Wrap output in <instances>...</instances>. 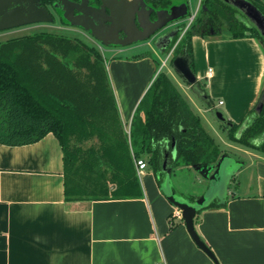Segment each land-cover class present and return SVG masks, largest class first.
Wrapping results in <instances>:
<instances>
[{
  "label": "crops",
  "instance_id": "obj_1",
  "mask_svg": "<svg viewBox=\"0 0 264 264\" xmlns=\"http://www.w3.org/2000/svg\"><path fill=\"white\" fill-rule=\"evenodd\" d=\"M171 4L186 5L187 10L185 16L169 22L168 29L184 26L191 17L188 2L171 0ZM178 44L169 52L173 53L170 59ZM134 48L108 49L116 59L111 72L127 132L158 75L151 55L118 58ZM155 49V55L163 53ZM192 56L194 74L212 107L203 102L206 109L200 108L190 95L191 87L174 69L166 74L190 108L208 110L215 119L213 111H220L233 124L247 127L258 115L264 93L263 43L250 37L234 39L227 32L194 36ZM205 131L221 148L214 134ZM173 142L165 145L170 157ZM227 145L243 154L233 157L222 151L238 160L240 169L224 200L216 199L215 204L223 207L199 212L195 229L217 264H264V154L232 141ZM141 159L148 164L146 156ZM135 170L141 188L137 197L67 200L64 153L53 134L24 146L0 144V264H216L192 239L183 219L175 216L178 209L150 166L140 175L136 164ZM183 170L192 181L201 178L192 166L174 168L171 179Z\"/></svg>",
  "mask_w": 264,
  "mask_h": 264
},
{
  "label": "trees",
  "instance_id": "obj_2",
  "mask_svg": "<svg viewBox=\"0 0 264 264\" xmlns=\"http://www.w3.org/2000/svg\"><path fill=\"white\" fill-rule=\"evenodd\" d=\"M150 1L171 4V0ZM248 1L264 15V0ZM201 6V17L180 40L172 62L187 53L194 73L192 38L220 35L224 26L234 39L256 38L264 45L259 31L224 1L202 0ZM201 89L212 107L213 101ZM229 123L230 129L222 128L232 142L264 154V109L240 136L243 123ZM48 134L63 149L67 200L139 196L136 160L148 157L160 184L165 145L173 140L177 151L173 169L213 165L223 155L162 72L137 107L128 133L101 52L78 38L42 31L0 44V144L24 146ZM87 143L91 144L87 147ZM218 207L223 205L209 208Z\"/></svg>",
  "mask_w": 264,
  "mask_h": 264
},
{
  "label": "water",
  "instance_id": "obj_3",
  "mask_svg": "<svg viewBox=\"0 0 264 264\" xmlns=\"http://www.w3.org/2000/svg\"><path fill=\"white\" fill-rule=\"evenodd\" d=\"M89 0H82V4L88 2ZM103 3L104 7H107L110 12L112 13V17H108L109 23L119 24L121 27L129 26L133 24H138L139 29L135 35L128 34L125 38H121L118 40H110L103 36V34L98 33V29L94 26L93 22L88 18H84L83 22L78 18V20L73 21L72 17L68 16L70 9L69 1L65 2V10L66 18L69 19L72 24L85 28L89 34L94 36L97 40L101 43L108 45V46H115V47H122V46H129L133 45L142 40H148L150 38L156 37V31L159 28H162L164 25L168 24L169 22L175 21L180 17L186 15L187 7L183 5L182 8L184 9L182 14L177 12L179 7H173L170 12H166L168 16L162 24L157 22L156 24L149 21L150 26L148 24H143L141 17H140V10L146 7L145 0H100ZM226 4L230 5L231 7L235 8L243 19L249 22L253 27H255L263 41H264V15L262 12L253 5L248 0H222ZM24 0H0V32L12 30L24 26L34 25V24H51L54 22V18L51 16L49 11L44 8L29 7V9L22 8V4ZM14 5H18L15 9L9 11V8L13 7ZM81 6L79 4L76 7ZM161 21V20H159ZM141 32V33H138ZM174 38V34H165L160 37H157L155 46L160 52H164L165 49L171 44ZM191 57L185 53L178 55L174 61L172 62L173 69L182 77L184 82L189 85L192 91L207 105H209V99L206 94L201 89L200 84L197 81V78L193 71L191 70ZM264 109V93L262 95L261 101L259 102L256 112L258 115L262 113ZM216 119L221 123V125L227 129H230L232 125L229 121L225 118V116L220 111H213ZM246 127L243 125L238 132V136L242 133V131ZM177 151H176V141L173 142V151L172 157H170L168 148L166 149L164 160L162 163V177H161V187L163 190V184L166 182L169 186L173 189V196L177 194L172 182H171V173L173 171L172 161L176 160ZM232 160L230 157L226 155H222L219 161L215 165H207V164H199L193 166L196 171H198L203 178L214 180L217 176L226 177L232 179L235 175L236 171L229 165V161ZM167 199L181 212L182 219L186 225V228L191 235L192 239L198 245L200 249H202L215 263L217 261L211 252V250L205 245V243L199 237L196 229H195V218L199 212L202 210L209 208L212 204L221 202L220 196H214L213 200L205 206L196 207L194 202H189L186 199L176 200L172 195H168L164 190ZM219 199L220 201H216ZM222 204V203H220Z\"/></svg>",
  "mask_w": 264,
  "mask_h": 264
},
{
  "label": "rangeland",
  "instance_id": "obj_4",
  "mask_svg": "<svg viewBox=\"0 0 264 264\" xmlns=\"http://www.w3.org/2000/svg\"><path fill=\"white\" fill-rule=\"evenodd\" d=\"M184 1L188 2V4H189L191 16L196 14V17H201L202 10H203L202 6L200 7L198 12H195L197 10V5L199 3V0H178L179 3L184 2ZM188 23H189V21L187 20L184 23V26H182L183 31H182L180 38L178 39L177 42H180L181 38L187 32ZM169 30H171V29H168V32H169ZM42 31L57 34V35H62V36L69 37V38H78V39L82 40L83 42H85L86 44L97 48L101 52V54L103 55V57L105 59V65H106L107 72H108V75L110 78L111 86L114 90V94L116 97L115 91H116L117 85L115 84V81L113 79L112 72H111L112 68H113V64H114L116 59L114 60L115 55L108 51V49H110V48L105 47L102 44L95 42L93 39L89 38L88 36H86L82 33H79V32H76V31H73V30H70V29L63 27L59 21H56L55 23H51V24H49V23H47V24H34V25L24 26V27L12 29V30L2 31V32H0V43L5 42V41L10 40V39L32 35L35 33L42 32ZM222 32L229 33L226 26H224L222 28ZM155 40L152 39L150 41V43L137 45L136 48H134L133 50L127 51V52H125L121 55H117V56H118V58L133 60V58L137 57V56L144 57L145 55H151V57L157 63L156 65H157L158 74L161 72L164 74H167L169 70H173V67H172V60L173 59H170L166 65V67H164V68H162V63L167 58V55L172 50V48L175 46V44L172 42L171 45L163 53H161L160 56H157V55H155V50H156L155 49L156 48ZM114 49L117 50L119 48H114ZM174 49L175 48H173L172 51H174ZM159 57H160V59H159ZM119 88H120L119 92L122 95L124 88H123V85H121V83H120ZM190 95H193L192 97H194L196 103L200 106V108H202L203 110L206 109V105L203 103L204 102L203 100L197 98V96H195L194 93L190 94ZM191 108L192 109L194 108L193 109L194 111L196 110L195 112L197 115H199V118L201 120L203 127L208 132H210L212 135L214 134L213 136L216 138L218 144L221 147L220 148L221 152L223 151L224 153L232 154L233 157L243 156V154H241L240 152H238L236 150H233V148H231L229 145H227L229 143V141H231L229 138L228 132L222 128V126L219 124V122L214 118V116L208 110L206 113H204L202 110H199L198 108H195L193 106ZM130 126H129L128 133H130ZM90 144L91 143H87V147ZM147 160H148V157H147ZM229 162H230L229 165L233 168L234 171L237 172L240 169L239 161L236 160L235 158H233ZM181 167H184V166H181ZM191 173L196 174L193 172H191ZM197 173L200 174L198 171H197ZM186 174H188V173L185 172V170H183L181 173H175L176 176L173 173V175H174V176H172L173 180L171 179L172 184H173V181H175V183L179 181V183H176V184H178L177 186H179V189H178V187L176 189L178 190L177 192L180 191L181 193L184 194V196L181 195L180 192L177 193L175 196H173L172 195L173 189L166 182L163 184V190L168 195H172L176 200H181L183 198V199L188 200L189 202H194L192 204H194L196 207H202V206L208 205L213 200L214 196L219 195L221 200H224V198L222 196H224L226 194L227 187L232 182V179L226 178L225 176L221 177V178H220V176H217V178H215L214 180H210V178L209 179L203 178V176L201 174H200V177L203 178L204 180L199 178L198 180L192 181L189 179V174H188V176H186ZM196 176H197V174H196ZM187 179H189V181H187ZM176 184H175L174 188L176 187Z\"/></svg>",
  "mask_w": 264,
  "mask_h": 264
},
{
  "label": "flooded vegetation",
  "instance_id": "obj_5",
  "mask_svg": "<svg viewBox=\"0 0 264 264\" xmlns=\"http://www.w3.org/2000/svg\"><path fill=\"white\" fill-rule=\"evenodd\" d=\"M64 1L70 2V6L68 7V9H70V12L68 13V16L72 17L73 21H76L78 20V18H81L79 20L83 22V20H85L84 19L85 17L86 18L89 17V19L93 22L94 26L98 29V33L103 34V36L107 39L115 41L121 38H125L128 34L135 35V33H137V31L140 29L138 24L121 27V25L119 24L109 23L108 17H112V13L107 7L103 6V3L100 0H89L88 2L84 4H82V0H24V3L22 4L21 7L26 8V9H29V7H32V6L35 7L36 9L44 7L49 11L51 16L54 18L53 23H55L56 21H59L63 27L79 32V33H82L88 36L89 38L93 39L95 42L102 44L103 46L108 47L110 49L132 47V46H137L140 44H147L152 39L155 40V38L157 39V37H160L167 33L175 34L173 41H172L174 42L176 35L178 34V32H180V30H182V25L181 26L179 25L169 30L168 32V27L171 25L170 23H168L156 31L157 36L154 38H150L148 40H142V41H139L129 46H122V47L108 46V45L101 43L94 36L89 34V32L85 28L72 24V22H70L69 19L66 18L67 11L65 10L66 5ZM145 3H146V7L141 9L139 12L142 23L145 25L148 24L149 21L154 24H156L157 22H160L162 24V22L168 19L166 12H170L171 9L175 7L172 4H169L167 6H164L161 4L156 5V4H153L150 0H145ZM79 4H81V6L76 7ZM182 6L183 5H181L177 9V12L179 14H182L184 11ZM16 7H19V6L14 5L13 7L9 8V11L15 9ZM153 25L151 24L150 26H153ZM138 33H141V32H138ZM155 43H156V40H155Z\"/></svg>",
  "mask_w": 264,
  "mask_h": 264
},
{
  "label": "built area",
  "instance_id": "obj_6",
  "mask_svg": "<svg viewBox=\"0 0 264 264\" xmlns=\"http://www.w3.org/2000/svg\"><path fill=\"white\" fill-rule=\"evenodd\" d=\"M130 1H132V0H130ZM201 1H202V0H199V6H198V9H197L196 12H198V10H199V8H200V6H201ZM195 17H196V14L193 15V16H191V17L188 19L189 23H188V25H187V29L191 26V24H192L193 21L195 20ZM172 52H173V51H172ZM172 52H171V53L167 56V58L163 61V63H162V68H164V67L167 65V62L169 61L170 57H171L172 54H173ZM209 74H211V70H209ZM220 104H223V103L220 102ZM136 167H137V169H138V173H139V175H140V174H142L144 171L147 170V168H148V164H147V162H145V160H143V159H138V160H136ZM175 216H177V217H179V218H182L181 212H180L179 210H177V211L175 212Z\"/></svg>",
  "mask_w": 264,
  "mask_h": 264
}]
</instances>
